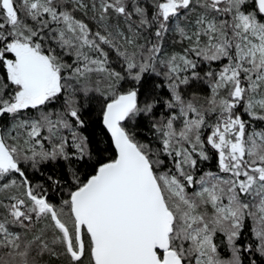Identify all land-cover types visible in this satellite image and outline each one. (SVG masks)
Listing matches in <instances>:
<instances>
[{
  "label": "snow or ice",
  "instance_id": "1",
  "mask_svg": "<svg viewBox=\"0 0 264 264\" xmlns=\"http://www.w3.org/2000/svg\"><path fill=\"white\" fill-rule=\"evenodd\" d=\"M0 264H264V0H0Z\"/></svg>",
  "mask_w": 264,
  "mask_h": 264
}]
</instances>
